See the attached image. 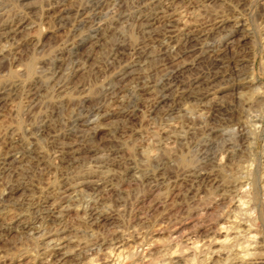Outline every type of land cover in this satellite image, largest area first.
Returning a JSON list of instances; mask_svg holds the SVG:
<instances>
[{
    "label": "rangeland",
    "instance_id": "374dc122",
    "mask_svg": "<svg viewBox=\"0 0 264 264\" xmlns=\"http://www.w3.org/2000/svg\"><path fill=\"white\" fill-rule=\"evenodd\" d=\"M157 1L0 0V12H4L2 19L22 15L28 20V24L13 37L0 41V90H3L0 93V191L8 185L27 186L26 190L14 193L10 203L5 198L1 200L0 216L7 220L16 212H24L26 218L31 219L29 194L38 188L42 191L55 189L67 178L72 179L81 173L87 159L83 157L84 153L72 165L59 160L57 154L65 144L76 140L81 148L85 144V147L109 150L104 151L105 161H113V168L122 175L119 182L114 181V189L103 192L99 198H95L87 187L78 190L74 193L73 205L94 207L104 215L112 216L113 222H99L92 236L81 234L86 226L79 214L70 211L60 221L44 222L45 230L54 237L64 236L68 246L75 244L72 249L81 244L85 250L104 237L109 238L110 233L104 231L109 227L112 230L111 226L128 233L135 215L143 211L149 217L145 216L144 222L137 223L139 230L156 229V226L167 223L163 213L170 209L172 201H189L191 204L193 196L198 197L194 195L196 186L191 184L189 177L182 178L190 163L203 171L210 170L212 165V173L223 177L233 173L239 158L247 159L246 141L236 134L237 120L241 119L247 121H244L247 128L254 125L259 129L255 136L257 160L253 161V175L250 174V179L253 178L250 182L256 186V179L262 171L258 157L264 147V0H174L169 12L182 14V22H194L197 28H207L216 20L224 19L220 25H211L207 36L190 41L185 40L182 22L173 23L175 21L167 17L158 23L149 18ZM169 1L162 3L167 6ZM62 8L66 11L63 12ZM193 16L194 19L197 17L196 21H192ZM234 17L245 24L247 38L234 30ZM95 33H98L95 43L84 42L70 52L57 53ZM229 40L232 42L225 45ZM57 56L61 61L56 59ZM213 72L216 77L209 84L201 83L190 88L196 76ZM247 78L253 79L254 85L240 88ZM243 91L245 95L239 96ZM190 92L207 96L197 106L196 101L188 96ZM175 93L181 94L177 97ZM247 102L251 107L242 113L241 108ZM244 113L248 114L245 116ZM92 116L97 119L95 128L77 124L78 119L90 120ZM246 118L253 119L251 125ZM221 127L233 130L226 139L211 135V131ZM84 133L88 136L85 137ZM182 133L186 135L177 141L175 137ZM208 140L214 142L213 146L208 145ZM29 149L32 153L28 152ZM226 149L232 152L226 158L228 165L223 168L225 171L217 172L211 155L215 152L218 157L220 151ZM11 152L20 158L10 164V158L3 160ZM142 154L151 155L153 159L146 160ZM130 166L136 167L137 171L124 174L126 167ZM200 188L199 195L208 190L207 185ZM258 193L259 203L263 198L262 190L259 189ZM219 208H210L195 226L196 219L187 220L183 228H187L185 231L196 230L202 239L211 236V222L222 214L225 207ZM252 209L253 214L259 216L262 206L257 204ZM260 233V239L264 238L262 229H259ZM39 239L19 230L5 236L0 234V256L11 257L24 250L33 253L32 249L40 246ZM27 260L28 257L21 262ZM81 262L70 257L63 264Z\"/></svg>",
    "mask_w": 264,
    "mask_h": 264
},
{
    "label": "bare ground",
    "instance_id": "6f19581e",
    "mask_svg": "<svg viewBox=\"0 0 264 264\" xmlns=\"http://www.w3.org/2000/svg\"><path fill=\"white\" fill-rule=\"evenodd\" d=\"M148 1H150V0H148ZM162 1H164V0H159L155 3V5L153 4L154 5L153 10L154 11L152 12V15L150 14L151 16L149 18L152 21H158V23L160 20H164L167 17L171 18L170 20L175 21L173 23H176V22L178 23L179 21L182 22L181 21V19L183 17L182 14L175 13L171 10L169 12V8H170L169 6H170V4H172V2H174V0H170L169 5H167V6L164 5L162 3ZM166 2H167V0H166ZM200 5H202V3H200ZM61 10L63 12L66 11V9H64V8H62ZM174 11H177V9ZM16 15H17V13H16ZM20 15H18V16H20ZM175 15H176V17H174ZM191 15H193V14H191ZM191 15H189V16H191ZM3 16H4V12H0V41L2 39H7L9 37H13L16 33H18L21 30V28L23 26L28 24V20L26 19V17L24 18V16L21 17L22 15L20 17H10V18L7 17V18L2 19ZM145 17H143V18H145ZM194 17L195 16H193V19H194ZM190 18H192V17H190ZM195 19L192 21H196ZM147 20H148V18H147ZM184 20H186V19H184ZM211 20H213V19H211ZM148 22H147V24H148ZM205 22H207V20ZM223 22H224V19L220 18V19L216 20L215 22H213L212 24H210L209 27H207V28L205 27V28L200 29V28H197V26L193 25L194 22L192 23L190 21H183L182 24H183L185 40L190 41L193 38H196L199 36H207L209 34V31L211 30V25H213L214 23L217 25H220ZM233 24H234V30L235 31L241 32L240 35L243 36L244 38L248 37V35H249L247 33L248 31L246 28L244 29V26H243L245 24H243V22H241V20L239 18L234 17L233 18ZM176 26H177V24H176ZM179 28H180V25H179ZM245 30H246V32H244ZM94 31H95V29H94ZM179 32H180V30H179ZM97 35H98V33L96 35H93V36H91V34H90L91 37H89L87 40L82 41L81 43L77 42L79 44H74L75 43L74 42L73 44L69 45L68 47L65 46L61 50H58L57 53L59 55H61V53L63 51H69L70 49H73L74 47L75 48L81 47L84 42L85 43L86 42L95 43L96 40L98 39ZM92 39H93V41H92ZM231 42L232 41L229 40L225 43V45H228ZM212 52L213 51H211V53ZM215 53H216V51H215ZM56 59L58 61H61L60 56H57ZM215 77H216V72H213L211 75H207V76L206 75H204V76L202 75V77L196 76V78L194 77L195 79H193L191 81L190 88L194 89L195 87L199 86L201 83L209 84L210 81L215 79ZM245 82H244L245 83L244 85L240 84L241 85L240 88L252 87L254 85L253 79H248V81H245ZM2 86H4V85H2ZM180 90H182V89H180ZM2 91L3 90L1 89L0 93H2ZM191 93L192 92H190L188 96L191 97V99L196 101V103L198 104L197 106H199V103H201V100H203L207 96V94H205V93L204 94H197L195 92H194V94H191ZM245 93L246 92L243 91L241 93V95L239 93V96L243 97L245 95ZM180 94L178 93V95H180ZM178 95L176 94L177 97H178ZM188 105H189V103L187 102V106ZM187 106L186 107L184 106L186 108V110H187ZM249 106H250V102L244 103V105L241 108V110H242L241 112L242 113L246 112V110L251 107V106L250 107ZM188 108H190V107H188ZM190 111H192V110H190ZM186 112L189 114L188 111H186ZM196 112H197V110H196ZM198 113H200V110ZM246 114H248V113H246ZM246 114H245V116H246ZM196 116L198 117V115H196ZM85 117H86V115H85ZM204 117H205V115H204ZM191 118H193V117H191ZM198 118H196V119H198ZM92 119H93V116H92ZM92 119H90V120L78 119L77 124L78 125L79 124L80 125H93L92 128H95L94 124L96 123L97 119H93V120ZM193 119H195V118H193ZM200 119H198V120H200ZM241 120H237L238 130L236 131V134H237V136H240L242 139H244V141H246L245 151L247 154V159L243 160V159L239 158L235 163V167L234 168L232 167L233 173L229 172L226 175H223L222 173H220L221 175H223V177H218V175L216 173H212L213 172V171H211L212 165H211V167L209 166L210 170L207 169L208 171L206 170L207 171L206 172V171L200 170L201 167H199V169H198L196 167L197 165L194 166V165H191V163H190V166L185 167V170L183 173L184 176H182V178L189 177V180H191V182H192L191 184L196 186V188H194L195 189L194 192L196 194H194V195H196L198 197L195 199V197L193 196L194 199L193 198H192L193 200L191 199L192 200L191 204H189L190 203L189 201H188L189 203L188 202L185 203L184 201H180V200L172 201L173 204L170 207V209L164 211V213H163V215H165V217L161 215L162 217L167 219L166 220L167 223L163 224V226L162 225L156 226V229H154V227H153V229H145V230L142 229L140 231L138 226H137V223H139L140 221L144 222L145 216L146 217L148 216L147 215L148 213L145 210L146 213H144V211H143V213L135 215V218L133 220L134 224L129 227L128 230H130V231L128 233H125L124 231L119 230L118 228L116 229V228H114V226H111L112 230L109 227L104 231V232L108 231L110 233L111 236L108 235V236H110L109 238H105V237H104V239L101 238L102 240L94 243L93 245H91V247L88 246L87 248H89V249H86V247H85V250H83V248L80 247L81 244L78 243V240H76V241L79 244V246L75 249H72V247L75 246V244L72 247L70 245L68 246V242H65L64 236L63 237L62 236H59V237L52 236L49 233V231L45 230L44 222H46L48 220L60 221L70 211H74L76 214H79V216L81 217V220H83V223L85 224V226L87 228V229L85 228L86 231L85 230L82 231L80 229L83 232L81 234L89 233L88 235L92 236L93 233H96L95 228L97 227V224H99V222H102V221H104V222L108 221L109 224L112 223L113 222V220L111 219L112 216L110 217L108 215H104V213L102 211H99L94 207H80L79 205L78 206L73 205V202H74L73 197L75 196L74 193L77 192L78 190L81 191L83 187H87V189H89L92 192V194L95 196V198H99L98 196L102 195L103 192H107L113 188L114 181L118 180V182H119V179H121L122 173L113 168V166H114L112 163L113 161L112 162L105 161L104 155L106 153L104 151L109 152V150H107V149H102V148L95 147V146L85 147V144L83 145L84 147L82 146V148H81L79 146L80 143L78 144L75 142L76 140H74L73 143H67L65 145L61 143L62 145H64V147H62V150L57 151V154L60 155L59 160H61V161H65L68 164L72 165L79 160V158L81 157L80 156L81 153L85 154L83 157H85L87 159H85V161L83 163L84 168H83L82 172L79 174L77 173L76 175L73 174L74 176L72 175L73 176L72 179L67 178L63 182H61V180H60L61 184L58 185L55 189H51L49 191H42L41 188H38V190L29 194L28 200L31 204V209H32V213H33V216L31 219L26 218V215L24 214V212L17 213L16 211H15L16 214H12L9 217V219L7 218V220L5 219L4 216H0V234L1 235L5 236V235L10 234L12 231H18L19 230V231H24V233L28 234V236H31L33 239L40 238L39 240H41V243H38V244H40L39 248L35 249V250L32 249L33 253H31V251L27 249L28 251L24 250L23 252L18 253L17 255H13L11 257L0 256V264H13L14 262H18V264H27V263H29V264L30 263L31 264H63L65 262V260L70 258V257L73 259H76L80 262L82 261L80 264H264V238L262 237L260 239L261 233L259 234V229H260V231L262 229V231L264 232V147L261 150V152L259 153L260 155L258 157V165L260 166L262 171L259 172L258 178L256 179V186L254 187L250 182L253 179V178L250 179V177H251L250 174L253 173L252 171L254 169V162L253 161L257 160L255 157V154H256V152H255L256 151L255 136L257 137V132L259 129L257 130V126H254V125H253V128L249 127L250 128L249 129L246 127L248 124L247 123H246L247 125L245 124V122H247V121L244 120L245 121L244 122ZM247 120H248V123L250 122V125H251L252 124L251 122H253L252 121L253 119H250L251 121L249 119H247ZM192 122H193V120H192ZM178 124H180V123H178ZM254 127H256V129ZM235 128H237V127H235ZM195 129L196 128H194L193 130H195ZM231 129H233V128H231ZM232 131H228V130L221 127L218 130L211 131V135H213L215 137L218 136V137H222V138L226 139V137H228L229 133ZM182 134H181V136H176L175 139H177V141L178 140L180 141L182 139V136L186 135V134H183V135ZM177 135H179V133ZM84 136L85 137L88 136L87 133H84ZM215 137H212V138L215 139ZM88 141H87V143H88ZM208 141H210V140H208ZM80 142H81V140H80ZM213 143H214L213 141H210V143L208 145L213 146ZM137 147H138V145H137ZM138 148H140V147H138ZM31 149L28 150L29 153H32ZM26 150H27V148H26ZM35 150H37V149H35ZM142 150H143V152L146 153V151H144L145 149H142ZM114 151H116V150H114ZM140 152H141V150H140ZM143 152H141V153H143ZM217 152H219V151H217ZM210 153H213V152H210ZM228 153H230V151H228L226 149L224 151L221 150L220 156L218 155V157L215 155V152L213 155L209 154V156L211 155L212 159H213L211 162L214 163L213 164V166L215 167L214 170H216L217 172L225 171L224 169H226V168H224V167H226L228 165L227 162L229 161L228 160L226 162V158H228L232 152L230 154H228ZM35 154H36V152H35ZM183 154H182V156H183ZM142 155H145L144 157L146 160L153 159V156H151V155H146V154H142ZM180 156H181V154H180ZM244 157H246V155H244ZM9 158H10L9 163L11 164V161H18V159L20 157L18 158V156L15 153L11 152L7 155V157L5 159L3 158L4 160L3 159L2 160L5 161ZM196 158H198V157H196ZM182 159L183 158H181V160ZM198 159H200V158H198ZM207 159H209V158H207ZM207 159H205V160L207 161ZM201 162H203V161H201ZM79 163H81V162H79ZM146 163H147V161H146ZM6 164H8V163H6ZM117 164H118V162H117ZM129 165L130 164H128V166ZM201 165H204V164H201ZM130 171H132V172L137 171V169H136V167H131V166L128 168L126 167V169L123 173L127 174ZM64 175H66V174H64ZM62 176H61V178H62ZM137 176H138V174H137ZM64 177H66V176H64ZM255 177H257V176H255ZM53 184H54V182H53ZM179 184H180V182L178 183V185ZM56 185H57V182H56ZM201 185H207L208 186V190L207 191L205 190L206 191L205 193H207V195L205 193L199 195V189H201L200 188ZM52 187H54V185ZM189 187H191V186H189ZM205 188L207 189V187H205ZM26 189H27V186H23L20 184L19 185H8L7 187H5L4 189H2L0 191V203H2L1 200H3L4 198H5L4 200L9 201L12 198L14 193L21 191V190H26ZM259 189L262 190L263 198L262 199L260 198L261 201L258 203L257 193H258ZM87 193H88V191H87ZM185 195L186 194L184 193L183 196H185ZM90 197H91V195H90ZM191 197H192V195H191ZM76 198H75V201H77ZM7 202H4V203H7ZM78 202H80V200H78ZM86 202H88V201L86 200ZM8 203H10V201ZM89 203L90 202H88V204ZM93 204H95V203H93ZM257 204L262 206V209H261L259 216H256L255 214H253L254 211H252L253 210L252 208L256 207ZM9 205H11V204H9ZM83 205H84V203H83ZM212 207L213 208L214 207H221V208L225 207V208H224V210L219 208L222 210V214L219 215L217 218L214 219V221L211 222V225H212L211 226L212 230H210V231H212L211 236H209L207 238L204 237L205 239H202V237L197 235L196 230H191L189 228L191 231L190 230L185 231V230H187V228L184 229L183 225L185 224V222H187V220H193L194 219V221H195V219H196V223L194 222V226H195L196 224L199 223V221H200L199 219L204 217L207 214L208 210ZM21 208H23V207H21ZM8 210H6V211H8ZM9 211H11V210H9ZM3 212L5 213V211H3ZM209 214H211V213H209ZM182 215H184L183 216L184 218L181 217ZM108 232H107V234H108ZM84 239H85V237H84ZM95 239L97 240L96 237H95ZM96 240H94V241H96ZM33 246H36V245H33ZM88 250H90L91 252L87 253ZM29 251L31 254H29ZM27 257H28V260L25 263L21 262L22 260H24Z\"/></svg>",
    "mask_w": 264,
    "mask_h": 264
}]
</instances>
